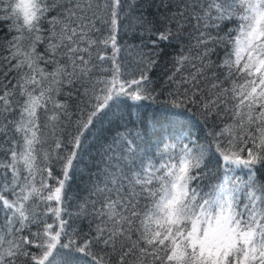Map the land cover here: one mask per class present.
I'll use <instances>...</instances> for the list:
<instances>
[{"label": "snow or ice", "instance_id": "snow-or-ice-1", "mask_svg": "<svg viewBox=\"0 0 264 264\" xmlns=\"http://www.w3.org/2000/svg\"><path fill=\"white\" fill-rule=\"evenodd\" d=\"M0 31V264H264V0H0Z\"/></svg>", "mask_w": 264, "mask_h": 264}, {"label": "trees", "instance_id": "trees-1", "mask_svg": "<svg viewBox=\"0 0 264 264\" xmlns=\"http://www.w3.org/2000/svg\"><path fill=\"white\" fill-rule=\"evenodd\" d=\"M4 32L0 31V36H3ZM103 35H107V32H104ZM119 43L121 45L125 44V41H127L128 43H133L134 41L132 39H129L127 36H124L123 34H121L119 37ZM170 51V50H169ZM193 131H195V129H193ZM75 184H79V181L75 182ZM82 227L84 228L85 231H87V223L85 222Z\"/></svg>", "mask_w": 264, "mask_h": 264}]
</instances>
